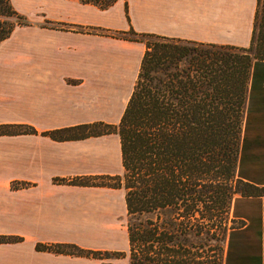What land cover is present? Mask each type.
Here are the masks:
<instances>
[{"label": "crops", "instance_id": "1", "mask_svg": "<svg viewBox=\"0 0 264 264\" xmlns=\"http://www.w3.org/2000/svg\"><path fill=\"white\" fill-rule=\"evenodd\" d=\"M26 17L0 41V264H128L126 189L104 183L122 174L117 131L78 136L55 129L118 124L139 76L146 43L91 31L151 32L218 44H250L257 0H11ZM260 82V83H259ZM251 89L241 175L264 186V81ZM246 149V164H244ZM81 178L84 182H72ZM224 264H264V193L238 195ZM75 243L100 255L40 243Z\"/></svg>", "mask_w": 264, "mask_h": 264}, {"label": "trees", "instance_id": "2", "mask_svg": "<svg viewBox=\"0 0 264 264\" xmlns=\"http://www.w3.org/2000/svg\"><path fill=\"white\" fill-rule=\"evenodd\" d=\"M108 8L117 0H81ZM128 14V0H126ZM129 16V14H128ZM26 17L0 0V41ZM91 31L146 43L138 79L118 124L102 122L51 130L65 137L117 131L122 174L104 183L126 189L128 264H224V248L238 225L230 223L235 195H260L264 186L244 178L240 161L253 85L264 81V0H257L250 44H218L151 32L91 27ZM192 42L195 47L181 46ZM183 59L186 63H183ZM257 76H263L258 78ZM260 83V82H259ZM33 130L0 124V133ZM72 182H84L73 178ZM243 184V186H241ZM236 196V197H237ZM237 219V218H236ZM20 237L0 235V241ZM38 247L100 255L75 243Z\"/></svg>", "mask_w": 264, "mask_h": 264}, {"label": "rangeland", "instance_id": "3", "mask_svg": "<svg viewBox=\"0 0 264 264\" xmlns=\"http://www.w3.org/2000/svg\"><path fill=\"white\" fill-rule=\"evenodd\" d=\"M181 46H191V47H195V44H193L192 42H189L186 44V42H181L180 43ZM188 47V46H187ZM183 63L185 64L186 61L183 59ZM264 68V65L263 64H257L256 65V68L255 69H258V72L262 73V70ZM258 78H261L263 76H257ZM256 103V101L254 100V97L252 95L249 96V106L252 107L254 106ZM252 111V110H251ZM246 156V149H244V157ZM244 164H246V157L244 158ZM241 186H243V184H241ZM237 195L234 196V199L236 198ZM234 201V200H233ZM233 207V206H232ZM230 223L231 224H234V225H238L240 223V219H236L233 215V212H232V209H231V214H230ZM226 247H227V244L225 245V248H224V254L226 252Z\"/></svg>", "mask_w": 264, "mask_h": 264}]
</instances>
